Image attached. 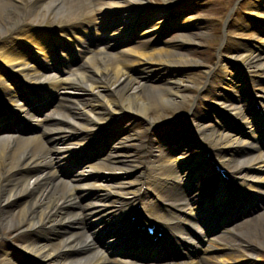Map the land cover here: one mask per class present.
<instances>
[{
    "label": "bare ground",
    "instance_id": "6f19581e",
    "mask_svg": "<svg viewBox=\"0 0 264 264\" xmlns=\"http://www.w3.org/2000/svg\"><path fill=\"white\" fill-rule=\"evenodd\" d=\"M23 1L25 0H0V59L11 64L16 70L14 72L17 74L20 73L22 76L26 77L28 81L38 82L47 80L50 75V73H47L49 70L47 64L48 55L39 56L43 61V71H39L30 60L32 57L31 54L28 53L25 48L20 47L19 44L11 40L13 34L19 33L20 28L25 25L22 21ZM135 1L139 4H144L146 2V0ZM164 1L168 7L171 6L172 11L180 9V0ZM87 3H99L100 7L96 8V10H99L100 8L105 9V6L116 4L117 2L115 0H88ZM80 9V0H36L27 11L26 17L30 18V22L27 23L30 24L32 21L38 22L49 14L54 17H72L76 15ZM145 12L146 9L138 16V20L141 19ZM251 12L253 15H259L256 7H254ZM160 23L161 21L158 24ZM185 31L179 34V36L176 37L177 39L173 40V42L166 47H160L156 51L146 54V57H149L148 60L162 63L164 67L161 70L157 67H135L134 70H137L141 78H143L136 87H131L134 78L131 75V68H129L128 64L140 62V59L129 58L126 53H121L120 51L119 54L107 52L104 46H101L95 53H91L82 65L84 67L83 70L73 71L69 77L64 79L65 85H68L73 92L69 96H64L65 98L61 103L59 102L58 112L49 114V117L53 118L54 121L49 123L46 129L48 131H58L61 134L65 131H75L78 127L91 129L95 126L94 124L96 121H106V119L112 115V112H126L128 117H131V114L135 116H137V114H145L148 116L149 111L154 113L153 109L156 110L159 106L177 105L179 103L177 98L184 97V94L181 93L182 87L180 86L184 87L185 84L182 85L179 83V80H172L165 76L177 72L176 69L172 68L173 65L177 66L193 63L186 56L185 51L188 48L187 45L192 43L196 36L189 32L188 29ZM26 35L30 36L29 38L32 42L31 47H33V49H29L32 50L30 52H41L46 47L40 32H29ZM109 44L110 43H107L106 45ZM255 49L259 51L247 50V52L243 53L240 59L238 58L237 60L254 67V73H256V71L259 72L255 74V76L264 77V48L256 44ZM78 51L81 52L80 50ZM28 54L30 55V59ZM144 54L145 52L140 53L142 56H144ZM116 59H119V63ZM145 71H148V73L145 74ZM2 75L5 76L6 73L4 70L0 69V84L4 87L1 90V95L6 97V100H9V97H15L14 90H16V88L12 87L13 85L8 79H1ZM150 75L153 76L150 77ZM148 77L154 81L160 82V84H152V80H150L151 82L146 81ZM228 79L230 82L229 88L235 89L237 92V88L239 87H234L232 83L233 77L231 76ZM109 87L114 88V95L107 92ZM127 89H130V91H127ZM218 99L224 98L218 96ZM230 107L228 109L233 115L239 114V111L234 109L231 104ZM193 116L195 119L198 118L197 114ZM148 118L150 117L148 116ZM47 119L48 118H46V120ZM148 122L152 124L150 120H148ZM200 129L204 134V126H200ZM130 134L131 135H128L125 140L121 141L120 145L114 149L112 153L106 156V160L100 163V166H98L99 168L104 166L103 168L108 170L103 171L115 172V168L122 167L123 170L128 173L137 167V164L126 162V158L135 152V150H131V142H128L133 138V132ZM56 135V133L51 134L49 139L54 138ZM205 136L207 138L216 137L212 146L215 147L220 145L222 148H226L224 149L226 152L223 151L224 154L220 156V160L224 166L233 170L240 168L237 174L245 175L246 173L257 172L260 176H257L256 180L264 182V153L244 152L241 146L245 145V142L230 137L226 133L220 135V133H212L210 131L206 133ZM255 140L257 141L258 139ZM248 147L256 151L254 145L251 144L248 145ZM119 148H123L125 151L127 150L123 152L126 156H122L123 153L117 151ZM45 152L46 147L41 140L37 138H16L14 135L0 137V204L6 200L12 199L18 194H25L20 198V202H18V200L11 201L0 209V231L3 228L6 230L12 229L20 224L23 225L27 221L26 227L24 228L30 227L34 229V227L38 225L35 231L38 235L42 236V239L39 240L35 238L36 236L29 237L30 235H25L23 236L25 237L24 242H29L27 246L31 248L32 251L35 252L36 250L38 254L42 255L38 256L41 260L47 259L51 264H86L91 262L95 264H109L111 259L106 257V253H104L103 250L102 253H104V255L101 253L99 254L98 251H100V249L95 252L94 249H96V247L91 245V240L87 239V235L88 237H94V239H92V241H94L95 232H102L104 219H106V213L109 211L108 207H110L112 198L106 194L100 195V193L95 192L94 201L91 200L90 203L85 202L82 204L78 199V195L79 193L82 194V191L85 192L88 183L81 186L82 190L75 194L76 189H78L76 185L70 186L67 182H59L60 179L54 178L52 172H50V174L48 172L41 174L40 176L44 175L46 178L33 187H30L29 183L27 184V181H29L27 180V176L36 172V170H27L25 172L18 171V173L15 172L11 176L8 175L10 170L23 166L28 162H31V164L40 163L41 157ZM165 161L168 162L167 160ZM160 165L158 173L163 177L160 178L157 189L158 192L162 193V195L164 194L167 198L166 201H170L168 204L172 205L174 209L176 207H179L178 209H184L187 203L183 206L182 203L176 205L177 196L175 197L174 195L176 188L173 187L175 186L173 182H175L177 178V170H175L174 167H170L168 171L162 172ZM246 165L250 166L249 169H244L243 166ZM181 167L182 166H179L178 169ZM2 173H6V175H2ZM1 177H4V179H1ZM92 186H94V184H90V187ZM73 189L74 193H72ZM124 191H126V188ZM124 191H120V194L124 193ZM168 192L171 194L173 193L174 197L169 196ZM116 194L118 195V191ZM130 194H132V192H130ZM74 195H76V197H74ZM104 195H106V197H104ZM98 199L100 201H98ZM108 199H110V201H108ZM102 201H104V203H102ZM114 201H116V199H114ZM114 201H112V207H114ZM122 201H126V199L120 201L119 205H117L118 209L114 207V212L118 213L120 207L124 209V207L128 205ZM86 205H88V207ZM106 205H108V207H106ZM68 207H70L72 211H70ZM76 207L80 209L79 213ZM112 207H110V213H112ZM186 208L191 210L190 203H188V207ZM87 210H89V213ZM125 210H123V212ZM85 211L86 214L84 215ZM104 211H106V213H104ZM98 213H100V215H98ZM110 213H108L109 217ZM181 216L184 218L186 214ZM259 216L262 217L264 214ZM86 217H88V219H86ZM92 217L103 220L102 224L96 230L94 225L97 224V221L92 219ZM114 218V222L111 223V226L117 229L123 228L122 231L125 233L127 231L126 227H128L126 223L122 222L120 220L121 218L117 215H115ZM82 219H84V221ZM116 219L120 220L119 223H116ZM190 222L195 224L193 221ZM55 223H63V226L56 227ZM84 223H86V225H84ZM22 225H20V227ZM105 225H109L107 220ZM254 226L255 227L250 231L244 230L228 233L220 239H215L209 248L220 250L222 246L237 247V249L248 247L250 251V253H248V258L241 255L235 258H228L222 255V258L229 261V263H232L234 260H241L242 262H247L246 264H254L255 259L260 260V254L262 250H264V217L261 218L258 225L255 223ZM176 228L180 229L179 226ZM104 229H106V227H104ZM92 231H94V233H92ZM115 231L116 230H110V232ZM180 233L182 238L189 239L185 233L182 231H180ZM126 234L128 235L127 232ZM1 237L0 252H2L4 248H9L7 242L3 240L5 237ZM26 237L31 239L26 241L29 239ZM42 241L46 242V245H43L44 247L36 248L38 246L37 244L33 247L34 243ZM90 247H92V249ZM66 249L69 250L66 251ZM87 249H89V253L84 252ZM206 249H208V247ZM23 251L28 252V250L25 249ZM110 253L111 252H109V254ZM119 255H121V253H119ZM10 258L13 259L10 260ZM124 259H122V262H124ZM223 259L210 263L207 261L206 264H219ZM116 261L120 264V259H114L112 264L116 263ZM130 262L131 264H141L135 263L134 261ZM0 264H25V262L22 261V257L14 250L11 251V253H7L6 257L4 256L1 258ZM172 264L200 263L193 258H189L187 261Z\"/></svg>",
    "mask_w": 264,
    "mask_h": 264
},
{
    "label": "rangeland",
    "instance_id": "374dc122",
    "mask_svg": "<svg viewBox=\"0 0 264 264\" xmlns=\"http://www.w3.org/2000/svg\"><path fill=\"white\" fill-rule=\"evenodd\" d=\"M232 1L233 0H199L197 7L194 6V8H192V11L195 12L197 10L198 14L196 13L194 14V16H186V22L184 24H187L191 20L192 23H194V25L196 24V26L198 27V30L195 29V31L198 33H201V31H203L204 35L198 34L195 43L190 45V48H188V52L186 53L191 61H196L201 66L191 71H184L180 76L181 82L187 83V80L191 79V82H189L188 84H190L191 86L198 84V82L202 81V78L205 76V73L207 71L206 68L209 69L214 61H216L217 51H215L213 47L217 37L216 27L219 26L220 21L221 24L223 23L225 15L228 12L232 13V11H228L226 12V14H224V7L227 8V6ZM258 1L259 0H240L239 5L236 7L235 16L232 15L233 19L228 23V40L223 51V56L225 59H228L229 56H235L237 54L236 49H238L237 47L241 46V44L247 45V42H253V39H255L256 33L253 31L254 29H251L250 24H245V22H243V19L245 18L246 14L249 13V5L252 3L254 4V2ZM261 11L264 13L263 9H261ZM197 17L201 19L200 22H198L199 19H197ZM255 31L259 33L258 36H261L264 39V34L259 32V30ZM177 34H179V32L172 33L171 35L166 37L165 40H169L172 35ZM262 38H260V40H262ZM206 44H208V46H205ZM162 45L166 46L165 43H163ZM229 67L227 64H225L221 68L228 71ZM196 89L197 88L190 87L188 89V92L196 93ZM183 92L185 93L187 91ZM190 98L191 97H189V99ZM188 106V102L185 101V99H182V103L179 106H169L165 108L162 107L163 109L159 110L162 113L161 118L177 119L185 114ZM151 115L154 114L151 113ZM156 120L157 118L155 119V121ZM137 129L139 131H142L143 125H139Z\"/></svg>",
    "mask_w": 264,
    "mask_h": 264
}]
</instances>
